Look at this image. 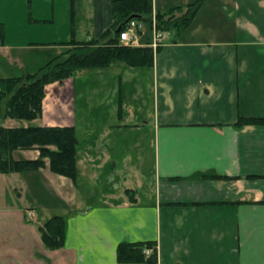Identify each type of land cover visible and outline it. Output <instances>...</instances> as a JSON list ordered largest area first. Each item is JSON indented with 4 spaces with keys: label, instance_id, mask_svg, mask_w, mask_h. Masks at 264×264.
Here are the masks:
<instances>
[{
    "label": "crops",
    "instance_id": "obj_1",
    "mask_svg": "<svg viewBox=\"0 0 264 264\" xmlns=\"http://www.w3.org/2000/svg\"><path fill=\"white\" fill-rule=\"evenodd\" d=\"M193 1L154 0V8ZM112 2L0 0V77L34 72L73 37L99 36L113 22ZM161 46L153 66L115 61L74 74L92 75L93 96L112 82L119 114L106 133L141 135L144 149L126 138L103 150L94 132L81 150L75 77L47 85L31 122L75 127L78 174L55 173L48 157L36 170L0 172V264H132L117 260L124 240L156 241L157 264H264V124H238L264 118V0H204ZM0 124L30 121L3 119L0 109ZM132 152L139 158L129 163ZM118 155L127 159L122 185L102 200L93 188L84 193L81 176L109 177ZM39 156L37 147L13 151L17 160ZM55 215L67 220L65 244L49 249L40 226Z\"/></svg>",
    "mask_w": 264,
    "mask_h": 264
},
{
    "label": "trees",
    "instance_id": "obj_2",
    "mask_svg": "<svg viewBox=\"0 0 264 264\" xmlns=\"http://www.w3.org/2000/svg\"><path fill=\"white\" fill-rule=\"evenodd\" d=\"M204 0H195L186 6H175L167 11L155 10L154 0H113V22L99 36L78 40L73 37L62 44L72 48L54 56L34 73L25 76L0 77V109L2 118H17L32 121L43 110L45 87L52 82H62L84 67H107L115 61H124L135 67H149L154 64L155 53L161 50L151 46L154 18L160 31L182 33L192 22ZM178 11H182L177 15ZM143 22L142 45L132 46L121 42L120 34L130 23L128 18ZM4 27L0 24V44H4ZM3 107V108H2ZM264 124V118L241 117L238 124ZM50 146H55L51 148ZM37 147L39 158L35 160L13 157L17 149ZM78 138L74 126H28L6 127L0 124V172L36 170L46 165L49 158L52 171L76 179ZM67 220L55 215L40 226L44 244L49 249L64 247ZM152 252L146 254L145 249ZM119 263L157 264L156 241H121L117 246Z\"/></svg>",
    "mask_w": 264,
    "mask_h": 264
},
{
    "label": "rangeland",
    "instance_id": "obj_3",
    "mask_svg": "<svg viewBox=\"0 0 264 264\" xmlns=\"http://www.w3.org/2000/svg\"><path fill=\"white\" fill-rule=\"evenodd\" d=\"M142 35V34H141ZM141 35H140V41H141ZM142 42V41H141ZM71 46H66L64 48H61V51L57 53L55 56L63 54L64 52L70 50ZM50 60L42 64L41 66H44L46 63H48ZM40 66V67H41ZM39 67V68H40ZM38 68V69H39ZM37 69V70H38ZM117 69V68H116ZM35 70V71H37ZM34 71V72H35ZM30 72V73H34ZM76 73V72H75ZM28 73L18 75V76H25ZM107 76H110V72L107 73ZM139 74V73H138ZM75 77L74 85L76 87V117H77V131H78V137L80 139V148L83 150L87 145H91V135L96 132L97 135L100 136V139H96V142L100 144L103 143V150L107 149V144L110 145L114 141L115 142H124L126 138H129L130 134L125 135H118L116 132L109 131L106 133L105 127H108V122L113 123L112 120H116L119 114V103L116 100V92L111 91L113 86L112 82L99 89L100 91H96L94 96L91 93V91H94L93 82H91L92 75H88L87 73H82L81 75H73ZM73 76L64 79L62 82H67L69 79H71ZM5 77H11V76H5ZM58 83H61L59 81H56ZM55 83V82H52ZM49 83V84H52ZM48 84V85H49ZM58 86V85H57ZM49 91L50 88L48 87ZM47 92V85L45 87V95ZM98 94V96H96ZM116 94V96H115ZM50 96V94H49ZM118 97V96H117ZM119 98V97H118ZM100 106V108H97L96 106ZM3 108V107H2ZM93 109H98V112L93 113ZM40 116V115H39ZM38 116V117H39ZM37 117V118H38ZM33 121V120H32ZM32 122L30 121V124ZM34 124V123H33ZM108 133H113L111 135H107ZM95 136V135H94ZM130 144L138 143L139 146H142L143 149L147 146V141L142 138L141 135L132 136L129 138ZM51 148H55V146H50ZM113 150V149H112ZM139 150V149H137ZM112 153V151H111ZM115 155H113L114 157ZM145 164L147 167L151 168L154 164V159L150 152H147L145 155ZM122 155L116 156L115 160L119 163L116 165V168L109 170L110 175L109 177L103 176L100 178V180L92 181L93 184H90L89 179H85L89 176H81L79 180L80 187L84 193H88L90 188L95 189L93 191V199H104L103 196L106 195L107 192L111 191L112 188H118L122 185L123 181V174H124V168L127 166V159L121 160ZM139 154L135 155L133 152L128 156L129 163H134L138 160ZM122 161V162H121ZM88 197L91 198V195L89 194ZM33 211V210H32ZM34 212V211H33ZM35 214V212H34ZM34 216V215H33Z\"/></svg>",
    "mask_w": 264,
    "mask_h": 264
},
{
    "label": "built area",
    "instance_id": "obj_4",
    "mask_svg": "<svg viewBox=\"0 0 264 264\" xmlns=\"http://www.w3.org/2000/svg\"><path fill=\"white\" fill-rule=\"evenodd\" d=\"M144 29H145V25L143 22L132 19L129 25L124 30H122L120 34L121 42L132 46L141 45L140 35L144 32ZM163 40H164V32L156 28V22L154 18L153 39L151 42L152 47L156 49L158 45H162ZM28 215L32 217L34 215V212L32 210H29ZM145 252L146 254H150L152 252V249L146 248Z\"/></svg>",
    "mask_w": 264,
    "mask_h": 264
},
{
    "label": "water",
    "instance_id": "obj_5",
    "mask_svg": "<svg viewBox=\"0 0 264 264\" xmlns=\"http://www.w3.org/2000/svg\"><path fill=\"white\" fill-rule=\"evenodd\" d=\"M133 18H140V16L138 14H134V15H132V16H130L128 18V21L131 20V19H133Z\"/></svg>",
    "mask_w": 264,
    "mask_h": 264
},
{
    "label": "bare ground",
    "instance_id": "obj_6",
    "mask_svg": "<svg viewBox=\"0 0 264 264\" xmlns=\"http://www.w3.org/2000/svg\"><path fill=\"white\" fill-rule=\"evenodd\" d=\"M133 20H135V19H133ZM163 32V31H162Z\"/></svg>",
    "mask_w": 264,
    "mask_h": 264
}]
</instances>
